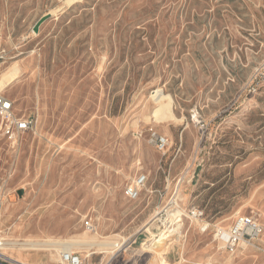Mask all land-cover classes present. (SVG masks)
<instances>
[{
	"label": "rangeland",
	"instance_id": "obj_1",
	"mask_svg": "<svg viewBox=\"0 0 264 264\" xmlns=\"http://www.w3.org/2000/svg\"><path fill=\"white\" fill-rule=\"evenodd\" d=\"M12 71L0 94L36 127L0 138L7 257L59 264L79 239L124 243L73 247L83 264H264V234L229 253L232 221L209 223L233 204L264 228V0H0V80ZM195 200L204 220L165 234ZM26 241L59 251L9 246Z\"/></svg>",
	"mask_w": 264,
	"mask_h": 264
},
{
	"label": "built area",
	"instance_id": "obj_2",
	"mask_svg": "<svg viewBox=\"0 0 264 264\" xmlns=\"http://www.w3.org/2000/svg\"><path fill=\"white\" fill-rule=\"evenodd\" d=\"M36 127V123L33 118H24L17 116L13 113L12 102L0 94V138H5L11 142H14L20 135L28 132H32ZM156 147L159 150H164L167 145V141L163 137L152 136ZM146 182L144 175H139L131 185L125 188L124 194L128 200H136L139 197L141 188ZM4 204V194L2 186L0 185V222H1V210ZM174 210L168 218L165 219L164 232L167 234L166 229L181 224L184 218L189 220L202 222L204 220V212L198 208H188L181 212L178 210V205L175 204ZM175 212H177L175 214ZM89 229H92L89 222L86 223ZM201 231H207V226H202ZM264 234V228L257 222L252 216H237L227 232L223 233L218 231V236L225 242V250L229 253H233L240 243H249ZM4 241L0 238V264H20L17 261L7 257L3 253ZM59 264H83L82 258L77 253L62 252L60 254Z\"/></svg>",
	"mask_w": 264,
	"mask_h": 264
},
{
	"label": "bare ground",
	"instance_id": "obj_3",
	"mask_svg": "<svg viewBox=\"0 0 264 264\" xmlns=\"http://www.w3.org/2000/svg\"><path fill=\"white\" fill-rule=\"evenodd\" d=\"M15 75H16V71L15 72L12 71L10 73H7V74L3 75L2 79L0 80V91H1V89L5 88V86H7L12 81V79L14 78ZM168 234L171 235V230H170V233H167V235ZM173 235H174V233H173ZM168 236H166V237H168ZM161 242H166V239L165 240L163 239ZM123 244L124 243H121L120 241H112L110 243H104V244L103 243H96V244H94V243L92 244L91 243L90 244L89 242L82 241V240L78 239V240L74 241L73 243L68 244V245L60 248L61 251L58 250V245L56 243L50 242V241H47V242L26 241L25 243H22V244H19V243L16 242V243L11 244L9 246L17 249L19 254L22 257H23L22 252H26V251H42V252H48L50 257H51V259H54L53 252H58L59 251L58 254L60 252L61 253L62 252H72V248L76 246V247H79V249L81 248L82 250H84L85 253L87 254L88 258L90 259L91 258V254H93L92 251H91L92 248H95V247H108L109 251L116 252V251H119V250H121L123 248ZM60 254H59V261H60ZM114 255L115 254H113V256ZM15 261H17L20 264H26V263H24L22 261H18V260H15Z\"/></svg>",
	"mask_w": 264,
	"mask_h": 264
},
{
	"label": "crops",
	"instance_id": "obj_4",
	"mask_svg": "<svg viewBox=\"0 0 264 264\" xmlns=\"http://www.w3.org/2000/svg\"><path fill=\"white\" fill-rule=\"evenodd\" d=\"M166 188H169V186H164V189H166ZM156 192L158 193L159 191L158 190H156ZM233 199H232V202L231 203H233ZM197 205V201L195 200V201H193V202H188L187 203V207H186V209L187 208H191V206L192 207H194V208H198L199 209V206H196ZM231 209H232V211L231 212H229V206L228 205H226V211L225 212H218V213H216V214H214V215H212V217H211V215H210V221H209V223L211 224V225H213V226H217V225H230L231 223H233V221H234V217H235V215H234V207H233V204L231 205V207H230ZM201 209V208H200ZM202 210V209H201ZM203 211V210H202ZM230 221H232L231 223H229ZM167 245H168V243L166 244V246L164 247V251L162 252V254H167V252H166V250L168 249V247H167Z\"/></svg>",
	"mask_w": 264,
	"mask_h": 264
},
{
	"label": "water",
	"instance_id": "obj_5",
	"mask_svg": "<svg viewBox=\"0 0 264 264\" xmlns=\"http://www.w3.org/2000/svg\"><path fill=\"white\" fill-rule=\"evenodd\" d=\"M48 19V16H44V17H42L36 24H35V26H34V28H33V32L34 33H37L38 32V28H39V26L45 21V20H47Z\"/></svg>",
	"mask_w": 264,
	"mask_h": 264
}]
</instances>
